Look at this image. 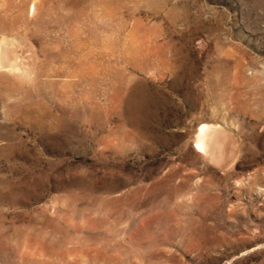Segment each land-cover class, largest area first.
<instances>
[{"label":"rangeland","instance_id":"374dc122","mask_svg":"<svg viewBox=\"0 0 264 264\" xmlns=\"http://www.w3.org/2000/svg\"><path fill=\"white\" fill-rule=\"evenodd\" d=\"M0 49V264H264V0H0Z\"/></svg>","mask_w":264,"mask_h":264},{"label":"bare ground","instance_id":"6f19581e","mask_svg":"<svg viewBox=\"0 0 264 264\" xmlns=\"http://www.w3.org/2000/svg\"><path fill=\"white\" fill-rule=\"evenodd\" d=\"M34 8H35V6H34ZM3 42H4V40H3ZM6 42V41H5ZM3 44V43H2ZM4 44H6V43H4ZM4 44H3V46H4ZM6 47V46H5ZM1 49H2V47H1ZM0 49V50H1ZM5 49H8V46L5 48ZM3 50V55H4V57H5V59L7 58V59H9V57H10V55L8 54V52L6 51V50ZM13 50V49H12ZM11 52V51H10ZM14 53V52H13ZM2 56V55H1ZM19 56V55H18ZM7 59H6V62H7ZM11 59H13V57L11 58ZM16 59V58H15ZM20 61V60H19ZM4 62H5V60H4ZM9 62H12L13 64H14V61H9ZM16 62V61H15ZM20 62H18V65H20L19 64ZM7 64H8V62H7ZM9 65V64H8ZM15 65V64H14ZM1 66H3L2 64H1ZM5 66V65H4ZM3 66V67H4ZM15 66H17V65H15ZM14 66V67H15ZM22 66V65H21ZM8 66H6V68H7ZM11 67V66H10ZM9 67V68H10ZM12 67H13V65H12ZM11 67V68H12ZM20 67V66H19ZM2 68V67H1ZM10 68V69H11ZM22 68V67H21ZM8 69V68H7ZM13 69V68H12ZM14 69H19L18 68V66H17V68H14ZM26 69V68H25ZM21 70V69H20ZM12 71V70H11ZM19 71V70H18ZM207 128V126L205 125V124H202L201 126H200V128L198 129V131H197V138H196V140H195V146L197 147V149H204V144H203V142H202V140H200V138H199V136L204 132V130Z\"/></svg>","mask_w":264,"mask_h":264}]
</instances>
